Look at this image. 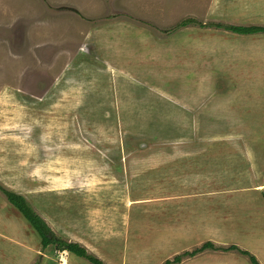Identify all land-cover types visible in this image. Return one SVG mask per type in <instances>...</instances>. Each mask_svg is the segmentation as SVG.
I'll use <instances>...</instances> for the list:
<instances>
[{"label": "rangeland", "instance_id": "374dc122", "mask_svg": "<svg viewBox=\"0 0 264 264\" xmlns=\"http://www.w3.org/2000/svg\"><path fill=\"white\" fill-rule=\"evenodd\" d=\"M188 17L264 26V0H0V184L39 193L41 187H52L44 183L62 179L103 181L135 170L130 164V169L104 168L100 162L115 166L120 146L128 151L123 156L137 162L151 154L127 148L201 141L214 147L209 154L214 177L208 179L218 181L217 191L231 187V179L236 185L259 183L264 164L253 160L255 148L249 143L255 146L261 138L264 147V33L238 35L196 25L163 33ZM130 79L171 91L202 89L204 95L200 100H117L119 82ZM48 155L54 161H46ZM159 155L152 154V160ZM142 165L144 174L160 171ZM107 197H102V210L90 206L92 211L97 207L90 220L99 222L102 233L91 232L102 236L100 246H120L118 255L106 253V264H163L175 255L165 249L164 230L155 221L136 228L148 231L147 240H129L130 214ZM27 199L48 220L55 216L67 227L72 223L65 200L57 206L55 199H43L37 207ZM7 215L17 221L11 232L19 229L21 242L34 243L39 234L33 226L34 234L14 211ZM0 242V249L8 251L9 245ZM16 246L10 243L9 249ZM46 249L33 264H43ZM5 261L2 254L0 264Z\"/></svg>", "mask_w": 264, "mask_h": 264}, {"label": "crops", "instance_id": "0c3cea01", "mask_svg": "<svg viewBox=\"0 0 264 264\" xmlns=\"http://www.w3.org/2000/svg\"><path fill=\"white\" fill-rule=\"evenodd\" d=\"M136 77L138 78V76ZM130 78L135 77L131 74ZM130 80L119 82V91L117 92L119 99L117 100H200L204 95L202 89L179 87L178 90L171 91L170 88L165 90L152 85L151 82L144 85L138 79H136L137 81ZM140 85L144 87H140ZM258 136L261 137L262 134ZM260 139L256 140L255 146L250 143L249 146L255 148L254 150L251 149L253 151L251 153H254L253 160L264 164V147L261 148L262 141ZM127 149H132L131 151L134 153L160 155L155 160H152L151 155L141 156L142 160L136 162L128 159L127 155L123 156L127 150L120 146V150L115 152V154L118 153L119 159L115 166L110 161L101 160L100 162L105 163L104 168L116 169L120 166L129 168L128 164H130L132 168H135L134 171H131L132 173L127 171L124 175L105 174L108 175V181L105 179L97 182L85 181V179L82 181L72 180V178L62 179L59 182L44 183L52 187H41L39 193L34 192V189L30 187L15 189L14 191L22 194L26 199H32L37 207H40L38 202L43 201V199L44 201L55 199L54 204L57 206H60L61 200H65L67 216L72 217V223L68 227L58 217L54 216L52 220H48L42 208H39V213L42 217H46L45 219L57 232L68 237V241L78 242L102 260L108 255L106 254L108 252L109 254L111 252L117 253L116 251L120 249V246L111 242L109 244L105 242L104 245L100 246L99 242L102 236L94 237L91 232V228H93L95 233H102L97 224L99 222L97 219L95 221L90 220L94 209L97 207L92 211L90 206L98 205L100 207L98 208L102 210L104 203L102 197L108 196L105 199L109 200L110 204L118 210H125L126 214H130L129 227L126 228L129 232V240L134 242L141 239L147 240L148 237L143 236L148 231L141 233L142 231H137L136 228L145 229V220L147 225L151 220L159 224L155 227L163 228L164 232L162 233L165 234L162 235V242L165 249L172 248L171 254L192 250L205 241H211L216 247L236 245L238 248L255 255L258 262L264 264V212L262 211L264 210V176L253 187L251 181L236 185L235 179H231V187L228 185L220 193L217 191L218 181L208 179V175L214 177L211 163L212 155L209 156L214 151V147L203 143V141L200 144L179 145L178 147L148 145ZM174 153H179L180 156L177 157ZM227 153L234 155L235 152L227 151ZM60 158L57 157V159ZM64 159L70 158L64 157ZM45 160L54 161L52 155H48ZM138 162H142L144 166L146 164L147 169H159L160 171L154 173L146 171L144 174L139 168L142 163L136 164ZM146 176L151 179H145ZM243 189H248L249 192H244ZM0 201L2 202L0 205V241L3 240L9 245L8 251H5V248L0 249V256L2 254L5 256V264H33L35 257L40 253V236L37 237L34 234L30 228L31 224L25 222L26 218L22 213L1 194ZM2 205H8L10 207L8 211H14L19 219L29 227L36 239L34 243H27L26 240L21 242L24 237L21 236L22 233L19 229L15 233L11 232L12 223L15 224L17 221L7 215V208H3ZM98 215L99 213H96L93 217ZM132 221L133 224H131ZM201 221L205 222L206 225L201 226ZM76 222L81 223L83 227L78 226ZM116 222L121 223L119 228H122V215ZM202 233L207 235H202ZM175 241H182V243L170 246ZM24 242L28 247L24 245ZM10 243L17 245L15 250L9 249ZM58 253L50 248L46 249L43 253L42 263L60 264V261L66 260L67 264H86L85 261L87 260L77 258L80 256L70 251L63 250ZM159 259L156 261H160ZM178 264L250 263L246 256L235 250L205 249L194 256L183 257Z\"/></svg>", "mask_w": 264, "mask_h": 264}, {"label": "trees", "instance_id": "16d2710c", "mask_svg": "<svg viewBox=\"0 0 264 264\" xmlns=\"http://www.w3.org/2000/svg\"><path fill=\"white\" fill-rule=\"evenodd\" d=\"M189 25H196L199 27H215L217 29H223L238 35H254L259 33H264V26L260 24H222L220 22H201L195 18H184L177 23L170 30H165L163 33L168 34L170 31L178 29L180 27H186ZM0 192L3 194L5 199L14 207H16L22 215L26 218L27 221L33 226V228L38 232L40 236V249L44 250L48 246L53 245L56 251L67 250L70 251L91 264H106L101 258L89 252L87 248L78 242L68 241L61 236H57L55 232L50 228L49 224L44 220V218L35 211L31 202L26 199L22 194L11 191L0 184ZM264 196V193H263ZM205 249L213 250H235L241 255H244L248 258L251 264H260L257 258L247 250L238 248L236 245H229L227 247H216L211 241H205L200 246L193 248L192 250H185L181 253L175 254L171 259L167 258L164 260L163 264H178L181 262L183 257L194 256L197 253L204 251Z\"/></svg>", "mask_w": 264, "mask_h": 264}, {"label": "built area", "instance_id": "2783aa9c", "mask_svg": "<svg viewBox=\"0 0 264 264\" xmlns=\"http://www.w3.org/2000/svg\"><path fill=\"white\" fill-rule=\"evenodd\" d=\"M60 264H65V262L64 261H60Z\"/></svg>", "mask_w": 264, "mask_h": 264}, {"label": "bare ground", "instance_id": "6f19581e", "mask_svg": "<svg viewBox=\"0 0 264 264\" xmlns=\"http://www.w3.org/2000/svg\"><path fill=\"white\" fill-rule=\"evenodd\" d=\"M64 262H65V264H67V263H66V260H64Z\"/></svg>", "mask_w": 264, "mask_h": 264}]
</instances>
